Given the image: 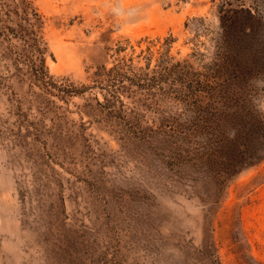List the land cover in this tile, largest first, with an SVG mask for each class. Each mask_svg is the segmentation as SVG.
Wrapping results in <instances>:
<instances>
[{
	"label": "rangeland",
	"instance_id": "374dc122",
	"mask_svg": "<svg viewBox=\"0 0 264 264\" xmlns=\"http://www.w3.org/2000/svg\"><path fill=\"white\" fill-rule=\"evenodd\" d=\"M217 2L33 0L44 81L0 38V264H264V161L219 191L167 142Z\"/></svg>",
	"mask_w": 264,
	"mask_h": 264
},
{
	"label": "trees",
	"instance_id": "16d2710c",
	"mask_svg": "<svg viewBox=\"0 0 264 264\" xmlns=\"http://www.w3.org/2000/svg\"><path fill=\"white\" fill-rule=\"evenodd\" d=\"M1 14L0 38L19 42L12 49L15 60L44 81L47 44L33 0H0ZM215 14L218 23L200 53L207 61L197 79L179 91L188 108L169 122L167 142L174 161H185L223 191L264 161V111L256 102L257 83L264 78V0H218ZM125 67H103L95 75L96 84L106 83L105 100L113 105L122 103L116 93Z\"/></svg>",
	"mask_w": 264,
	"mask_h": 264
}]
</instances>
